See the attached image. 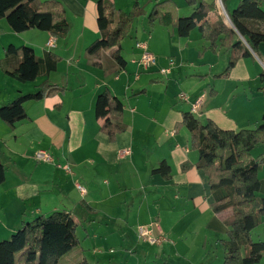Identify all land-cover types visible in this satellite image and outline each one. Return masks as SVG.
I'll use <instances>...</instances> for the list:
<instances>
[{
	"label": "crops",
	"instance_id": "0c3cea01",
	"mask_svg": "<svg viewBox=\"0 0 264 264\" xmlns=\"http://www.w3.org/2000/svg\"><path fill=\"white\" fill-rule=\"evenodd\" d=\"M58 1L71 25L65 39L38 30L17 34L6 20L0 21V62L10 45L29 46L40 57L49 52L61 58L55 72L30 83L12 79L0 68V108L20 94L36 92L45 80L66 89L51 98L26 102L28 119L14 129L0 119V160L6 168L0 186V241L9 239L24 222L65 211L78 224L77 234L82 221L89 224L90 231L79 239L83 251H89L91 243L96 246L91 257L83 254L91 264H133L138 253L141 258L136 264H160L159 258L164 264L189 262L197 251L205 258L212 246L227 238L228 229L222 216L212 211L214 199L204 172L197 168L199 155L192 150L191 133L187 128L177 131L176 125L184 113L191 112L201 122L212 120L226 131L259 127L264 115V96L259 91L264 88V44L248 58L222 48L212 52L198 30L180 38L170 28L149 25L152 8L167 0H112L124 12L132 11L138 1L144 15L123 42L126 69L106 76L86 57V49L101 38L99 0ZM171 1L180 16L192 14L186 0ZM204 1L216 3L224 17L227 11L221 0ZM260 1L264 10V0ZM239 2L226 0L225 6L232 11ZM217 19L216 13L208 16L210 22ZM138 42L145 43L156 58L149 70L137 62L144 52L136 47ZM233 56L239 59L230 77L217 78ZM171 59L175 67L171 75L163 76L159 70ZM105 90L123 101L124 110L113 112L112 117L128 127L114 143L100 131L102 121L95 115L96 100ZM182 93L188 101L180 99ZM40 151L49 152L54 161L38 162ZM123 151L130 153L122 156ZM263 153L261 145L252 155L257 158ZM163 161L171 168L169 181L152 173ZM67 163L72 174L59 167ZM185 164L190 167L183 170ZM259 178L264 196V165ZM154 221L173 241L162 248L140 246L138 228ZM103 243H116L123 252L110 248L115 254L106 259L98 249Z\"/></svg>",
	"mask_w": 264,
	"mask_h": 264
},
{
	"label": "trees",
	"instance_id": "16d2710c",
	"mask_svg": "<svg viewBox=\"0 0 264 264\" xmlns=\"http://www.w3.org/2000/svg\"><path fill=\"white\" fill-rule=\"evenodd\" d=\"M221 1L227 11L224 17L218 14L216 3L208 4L204 0L200 3L198 0H186L193 8L188 17L180 16L173 1L160 2L149 14V25L157 23L170 28L180 38H188L198 30L212 52L219 48L237 51L240 52L239 58L252 57V52L258 54L260 45L264 44L263 3L260 0H240L238 6L230 11L225 6L226 0ZM97 13L101 38L86 49V57L92 67L110 76L126 69L123 42L144 11L138 1L132 11L124 12L112 0H99ZM211 13L217 14L216 22L208 21ZM2 20H6L17 34L38 30L56 39H65L71 31L67 10L58 0H0ZM239 58L231 57L224 72L216 77L228 79ZM60 62L61 58L54 53L47 52L40 57L29 46L10 45L0 68L8 77L30 83L40 77H48L57 70ZM261 79L264 80V74ZM65 90L45 80L36 92L20 94L13 102L1 107L0 119L14 129L28 119L24 108L26 102L51 98L63 94ZM259 91L264 96V88ZM123 110V101L109 90L101 93L96 100L95 115L102 121L100 131L108 136L111 143L128 130L119 118L112 117L113 112ZM182 128L190 131L192 150L198 152L197 168L204 172L214 199L212 211L222 216L228 229L227 239L220 241L222 264H261L264 241H254L253 235L259 227L264 233V196L260 195L259 178L264 153L254 158L252 152L258 146H264V115L262 124L256 129L234 132L222 130L212 120L203 123L193 113L186 112L176 125L177 131ZM188 167L185 164L183 170ZM152 173L161 175L167 181L172 178L171 168L164 161ZM5 180L6 168L0 160V186ZM77 229L74 217L65 211L24 222L9 239L0 241V264H60L62 258L80 246ZM76 264L91 263L83 257Z\"/></svg>",
	"mask_w": 264,
	"mask_h": 264
},
{
	"label": "built area",
	"instance_id": "2783aa9c",
	"mask_svg": "<svg viewBox=\"0 0 264 264\" xmlns=\"http://www.w3.org/2000/svg\"><path fill=\"white\" fill-rule=\"evenodd\" d=\"M50 46H54L52 42L49 43ZM136 47L138 49H143L144 52L142 54V57L137 61L139 66H142L144 69L149 70L156 64V58L153 54H151L148 49L147 45L145 43L138 42L136 44ZM175 67V61L169 60V65L165 68H162L159 70V73L163 76H169L172 73L173 68ZM180 99L182 101H188L189 96L185 93H182L180 95ZM200 100H198L195 104V109L199 107ZM129 151H123L121 153L122 156L129 155ZM36 160L38 162H53L54 158L53 156L46 151H40L36 154ZM60 168H62L66 173L72 174L73 169L71 164L67 163L65 165H59ZM79 189L84 192L85 190L79 186ZM137 242L140 244V246H146L149 245L151 247L153 246H162L164 244H170L171 241L168 239V237L163 233L162 229L160 228L158 223H154V225L149 224L145 226H140L137 231Z\"/></svg>",
	"mask_w": 264,
	"mask_h": 264
},
{
	"label": "rangeland",
	"instance_id": "374dc122",
	"mask_svg": "<svg viewBox=\"0 0 264 264\" xmlns=\"http://www.w3.org/2000/svg\"><path fill=\"white\" fill-rule=\"evenodd\" d=\"M42 1V0H40ZM227 67V66H226ZM227 216V215H226ZM154 223H158L159 222H156L154 221L153 223H150L152 225H154ZM160 228H161V225L159 224ZM85 230H89L90 231V228H89V224H86L85 221H82V225L79 226V232H78V235H79V238L81 239V235H83V233L85 232ZM165 233V232H163ZM165 235L168 237V239H170V241L172 242L173 240L171 239V236L169 234H166ZM254 241H264V233H263V228L262 227H259L257 228L255 231H254ZM227 239V238H226ZM222 240V239H221ZM220 240V241H221ZM224 240V239H223ZM220 241L218 242V245L215 244L214 246L211 247V254L208 255V256H205L204 258V255H197V252H194L193 254V257L189 260V262H186V261H180L178 262V264H222L223 262V249H222V246L220 245ZM213 243H211L212 245ZM140 245V244H139ZM145 247H148L149 248V245L145 246ZM96 248L95 244L91 243L90 246H89V251H88V248H87V251H83V248L81 246L79 247H76L73 251H71L68 255H66L64 258H62V260L60 261V264H76L78 263L84 256L83 254L86 253L88 255H90L91 257V254H92V250ZM110 248L112 249H115L114 252H123L122 251V247H120L118 244L116 243H103V248H98L102 251V255L106 258V259H110L112 258V256H114V254L110 253L109 250ZM147 248V249H148ZM196 249V248H195ZM200 249V247L198 248V250ZM141 250V249H140ZM97 251V250H96ZM145 252L147 253V250H145ZM141 253V252H140ZM131 254V253H130ZM142 254V253H141ZM138 255V256H136ZM161 255L163 256V253H161ZM140 254H134V257L133 259L131 260L130 263H133V264H136L137 263V258H141L139 257ZM152 257L153 258H156V254L153 253L152 254ZM164 257V256H163ZM161 263L160 264H164V262H162V259L159 258ZM205 260V261H202V260ZM143 261V259H142ZM261 264H264V261L261 263Z\"/></svg>",
	"mask_w": 264,
	"mask_h": 264
}]
</instances>
